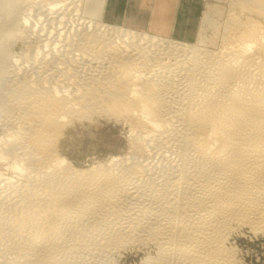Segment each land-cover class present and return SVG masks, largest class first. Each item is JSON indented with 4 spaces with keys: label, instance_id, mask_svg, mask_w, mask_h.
<instances>
[{
    "label": "bare ground",
    "instance_id": "1",
    "mask_svg": "<svg viewBox=\"0 0 264 264\" xmlns=\"http://www.w3.org/2000/svg\"><path fill=\"white\" fill-rule=\"evenodd\" d=\"M30 1L0 0V113L8 107L3 97L8 77L17 102L12 101L17 125L4 129L0 141V183L15 187L8 191L12 208L7 203L10 208L3 209L1 203L0 239L6 235L15 243L7 249L16 254L13 262L74 264L86 238L96 236V241L89 239L84 248L94 245L104 253L135 236L139 243L152 241L160 256H173L176 264H234L232 251L224 247L233 226L264 234V25L252 18H264V0H236L250 13L245 19L228 15L215 51L202 47L204 32L217 23L209 13L200 18L196 43L187 44L160 35L166 33L161 20L149 25L154 34L102 22L107 0H36L43 12L58 17L71 7L87 21L80 33L77 27L73 41L67 31H55L56 39L65 36L62 47L53 39L63 54L43 39L35 50L27 48L22 59L32 66L28 71L17 66L10 49L17 39L26 48L28 37L35 36L27 12L37 4L31 7ZM97 111L135 122L131 128L139 138L132 147L137 153L157 139L166 140L182 153L181 164L172 163L170 178L164 176L161 185L141 194L128 177L139 168L116 169L125 160L72 169L54 156L56 140L71 121ZM2 171L20 179L4 182ZM64 237L82 241L58 242Z\"/></svg>",
    "mask_w": 264,
    "mask_h": 264
},
{
    "label": "rangeland",
    "instance_id": "2",
    "mask_svg": "<svg viewBox=\"0 0 264 264\" xmlns=\"http://www.w3.org/2000/svg\"><path fill=\"white\" fill-rule=\"evenodd\" d=\"M141 1H146L145 4H147L146 6L148 8H150V11H151L152 5H153V0H150V2H149V0H141ZM33 2L36 3V0L29 2L31 7H32V4H34ZM235 2H236V0L235 1L234 0H180L179 2H178V0H160L161 5H165L170 9L174 8V6L177 7V5L180 9H182L179 13H167L169 16L166 19H164V18L161 19V26H163L162 27L163 29L165 28L166 33H163L160 35L166 37L167 39L173 40V41H181L182 43L195 44L196 40L198 38V29H199L198 27H199L200 18L202 17L203 13H209V14L213 15V19L217 23H215L214 28L208 29L204 32L203 37H204V41L205 40L206 41L204 43H202V47L206 50H213L214 49V51H215L220 46V43H221L220 40H221V37L223 35L222 34L223 28H224L223 26H224V23L227 21L226 19L229 18L228 15L233 13L232 15H237V16H240V17L245 19V17L249 15L247 13H250L248 11H242L240 9V7L235 4ZM138 3H139V5H138ZM232 3H234V4H232ZM36 4L37 5H33V8H32L33 10L30 8L31 9L30 12L29 11H28L29 13L27 12V14L30 15L29 16V19H30L29 24H31L32 27L35 28V36L28 37V39L26 40V41H28V43H27L28 46H26V48H25V46H22V44H21L22 40L19 41L20 39L19 40L17 39L14 41V46L11 47V49H10L11 55H13V57H15V60H17V59L19 60V61L17 60L18 61L17 66H19V67L24 62V60L22 59V55L26 54V49L31 48V49L35 50L34 47H36V46H34V45H37L38 41H41L42 39L48 41L50 43L49 44L50 46H51V44H52V46H55L56 50H58L59 52L60 51L62 52V48H61L62 46L60 44H61V41L64 40L65 36L63 37V39H62V37L60 38V39H62L61 41H60V39L57 38L58 41H60L59 42V45L61 46L60 47V46H58V43L56 44L54 42L55 40H57L54 37L55 31L56 32H59V31L63 32L65 30L62 33V35L67 31L66 33L69 34V35L67 34L69 36V39H72L71 41H73V39H76V37L72 38V36H75L77 34L78 29H79L78 32L80 33V31H81L80 25H82L84 22L87 21V19L84 16H82L81 13L77 14V13L72 12L71 11L72 9L70 10L71 7L70 8L65 7V9L67 8L68 11H70V12L64 11V9L61 8L63 10V11L60 10L62 13L60 14V11H59L60 16L58 15V17H56L57 16V15L55 16L56 13L54 14V13L43 12V10H41V8H40V5H38V2ZM127 4H128L127 7L129 6V9H131L130 13H140V0H130L129 3L127 2ZM105 8H106V5H105ZM119 8H121V5H118V9ZM120 11H121V9H120ZM71 12H72V14H70ZM32 14H33V16H32ZM75 14H77L78 16L76 15V17H75ZM48 15H50V16H48ZM144 18H146V20ZM153 18L154 17L151 16V13L150 14L147 13L143 18H140V19L138 18V23H136V25L133 24L132 26H126V27L134 29L135 31H138V32L140 31V32H148V33L154 34L155 32L152 30L153 29L152 26H149V24H151V25L153 24L152 20L155 19V18L154 19ZM252 18L264 25V18L254 16V15H252ZM101 20H102V22H105V23L107 22L105 13L102 15ZM63 22H65V23H63ZM195 22H196V24H194ZM34 23H35V27H34ZM107 23L112 24V25H116V24L110 23V22H107ZM52 24H55V25H52ZM154 24H156L158 26L160 23L157 21ZM119 26H125V25H119ZM39 27L42 29V32H41V29ZM77 27H78V29H77ZM193 27H195V28H193ZM218 27H221L220 30ZM156 28H158V27H156ZM190 28L193 32L190 30ZM45 29H46V31H45ZM43 30H44V32H46L45 34H44ZM216 30H219V32L218 31L215 32ZM36 31H38V32H36ZM47 31H49L50 33L52 32V34L47 33ZM188 31H191V32H188ZM36 33H37V35H36ZM46 36L47 37L49 36L48 37L49 39ZM50 37H52V38H50ZM213 37H215L217 39H215ZM45 38H47V39H45ZM53 39H55V40H53ZM58 41H56V42H58ZM211 41L212 42L214 41V44L211 43ZM142 43H145V42H142ZM150 44H151V42H150ZM142 45H144V44H142ZM57 46L60 48V50ZM46 49H48V48H45V50ZM152 49H154V48H151V50ZM42 50L44 51V49H42ZM46 52H47V50H46ZM71 52H72L71 53L72 55H73V53L76 54L75 50L73 52V50L71 49ZM62 54H63V52H62ZM30 62H32V61H30ZM78 64H79V62H78ZM23 65H24V67L27 68L26 63H24ZM36 65L34 64L33 67ZM78 66H79V68H83L82 64H79ZM21 67H23V66H21ZM30 67H32V66H28V68H29V70L27 68L28 71H30L32 69ZM37 67L38 66H36L34 68L38 69ZM154 68L155 67H153L151 71L156 72L157 67L155 69ZM9 69H11V68H9ZM157 69H159V68H157ZM157 72L160 73L161 70L159 69V71L157 70ZM152 73L150 72V74H152ZM80 74L82 75L81 77L83 79L88 77V74H85V71L80 73ZM153 75H155V74H152L150 76H153ZM160 75H161V73H160ZM9 80L11 81V79L8 77L7 83H6L7 84L6 88H8V89L5 90L6 93L4 92V94L7 95L8 98H7V96H4V94H3V97L4 98L6 97L8 99V100L6 98L4 99V100H6V106H8V107H6V109H5L6 111L1 112L3 115L0 113V141H1V139L5 138L6 132L4 131V129H6V128L9 129V128H11V126L15 127V125H17V122H16L17 119L14 118L15 115L13 114L14 113L13 110H15V108H16V105H14V104H17V102L15 103V100L12 97L14 94L13 89L15 87H13L14 84H9V83H13L12 81L8 82ZM52 80H50L49 83L54 84V81H52ZM10 86L13 87V89ZM9 90L12 91L13 94ZM8 91H9V93H7ZM7 101L8 102L10 101V102L8 103ZM12 101L14 102V104H12L13 103ZM10 104H12V106ZM7 109H8V111H7ZM10 110L12 112H10ZM9 112H10V114H9ZM88 117H86L85 120L84 119H79V120L75 119V120L71 121L70 124L66 125L62 129L60 136L56 140V144H55L56 146H54L55 147L54 156L64 159L66 161V163L72 169L79 171V170H87V169H90L92 167L94 168V167H98V166L108 167L109 163L112 162V159L114 161H120V160L124 161L125 160L126 163L118 162L116 169L121 170V168H128V169H133V168L138 169L139 168L137 170L138 172H136L138 175L134 174V176H136V177L132 176V174H131V176H128V177L132 178L131 179L132 183L131 182L130 183L133 186H136V189H138L137 191L141 194L142 192H145L148 188L154 187L153 186L154 184L155 185H161V183H163V179L165 177L170 178V175L172 173L171 169L173 168V166L174 165L179 166L181 164V160H182L181 154L182 153L177 151L178 149L176 148L177 147L176 145L170 144L172 142L166 141L164 139H163L164 143H163V141H160V139L158 142V139H157V140L151 142L150 144H148V146L146 145L144 152H143L145 155L143 153H137L134 150V147H135L134 144L138 143L137 138H139V136H138L139 134H138V131H134V129L132 130V128H134V123H135V122H133V120H131V121L125 120V119L124 120L123 119L117 120V118L115 116L113 117V115L107 114L105 112L100 113L99 111H97L96 114L90 115ZM7 121H8V123H7ZM127 121H129L130 124ZM6 123L8 124L9 127L5 126V125H7ZM14 123H16V124H14ZM3 127H5V128H3ZM131 131H133V132H131ZM134 137H136V138H134ZM135 139H136V141H135ZM133 142H134V144H133ZM132 146H134V147H132ZM147 147H149L148 148L149 150L147 149L148 153H146L147 151H145ZM132 150H134L136 153L133 152ZM152 150H154V151H152ZM135 154H138V156L137 155L135 156ZM149 154L151 157L149 156ZM139 158H141V159H139ZM134 162H136V163L133 164ZM177 162H178V164H177ZM172 163L173 164L175 163V164L171 167ZM152 166H154V167H152ZM196 166L197 165H193L192 167L198 168V166L197 167ZM141 167L145 169V170H143V173H144V171H148L149 173L143 174ZM192 167H190V168L194 169ZM191 169H190V171H191ZM139 170H141V171L139 172ZM2 173H3V177L5 179L9 178V180H11V181H13L15 178L16 179L18 178L16 176L14 178L8 176L9 173L5 172V171H2ZM139 173H141L142 175ZM167 173H169V174H167ZM139 176H141V177H139ZM33 177H34V175H33ZM16 179L14 181H16ZM18 179H20V178H18ZM5 181L8 182V179L4 180V182ZM21 183H22V181H20V184ZM0 185H1L0 186V197L2 196V199H0V205H1V203L6 204V207L3 205L4 206V208H3V206L1 205L0 208L2 207L3 209H6L8 204L10 207H11V205L13 206L14 201H12L13 199H11V201H12V203H11L9 197H12V195H10L9 192L11 193L12 189L14 190L15 187L9 186L12 188L10 190L9 187H6L7 185L5 186V185H3V183H0ZM7 188H9V189L7 190ZM140 190H141V192H140ZM7 192H8V194H6ZM5 195L7 197L9 195V197H8L9 202H7L8 198L5 197ZM1 200H2V202H1ZM3 201H5L6 203ZM8 209H6V210H8ZM233 231L231 233L232 235L230 234L226 238V240H225L226 242H224V244H225L224 247L227 250L230 249L232 251L234 264H264V234L262 236V233L260 234L259 232H257V233L253 232L247 226H235V227L233 226ZM136 233H137L136 234V236H137L139 232L137 231ZM2 235H4V234L2 233ZM5 237H7V236L4 235L5 240L3 239V237L1 238L2 240L0 239L1 240L0 241V243H1L0 244V253L4 255V256L2 255V257H1V254H0V264H7V263L8 264H13V263L15 264V262H13V261L16 260V258H15L16 254L14 255V253H11L12 252L11 250H10L11 252L8 251L9 250L8 247H10L11 245L14 246L15 243L11 244L10 242L11 241L13 242V240H11L10 237H8L11 240L9 242V239L8 238L6 239ZM95 237L96 236H94V238ZM122 237H123L122 239H124V241H125V238L127 239V237H125V236H122ZM138 237H139V235H138ZM72 238L71 237H69V239L65 238V240L63 239L64 241L61 240L58 242L62 243V242H67L69 240L67 243H71L73 240H75V239L72 240ZM76 238H78V237H76ZM94 238L92 236L91 239L86 238V241H84L85 238L80 237V240L83 239L84 242H82V243L84 244V247L85 246L87 247L88 245H90L88 243L92 242V244H93V241L94 240L96 241V239H94ZM12 239H13V237H12ZM66 239H68V240H66ZM89 239L91 240V242L87 243V241H90ZM92 239H93V241H92ZM133 239H134V241H132ZM132 240H131L132 242L129 241L130 243L129 242L123 243L125 245V246L123 244L121 245V246H123V248L121 246H119L120 248L117 246H115L116 248H114V246H112L111 249L112 248H114V249L110 250L109 252L99 253L98 249H92V248H94L93 247L94 245H91L92 247L89 246L87 248L89 250L86 251L87 249L83 247V244L82 245L78 244V243L81 244L82 240L80 242H78L76 239V242H78V243L76 244L75 241H73V242H75V245H79V248H78L79 250L81 248L82 249L80 251L78 250L79 252H76L77 250L75 251V256L73 257L74 258L73 261L75 262L74 264H151V263L152 264H176V259L173 256L172 257L170 255L168 257H167V255L160 256L159 251L157 250L155 245L152 243V241L139 243V242H136L135 236H133ZM17 241H19V240H16V243H18ZM14 242H15V239H14ZM111 242H115V244L118 243V242L116 243V241H111ZM86 243H87V245H85ZM127 243H129V244H127ZM115 244L113 243L112 245H115ZM21 245H22V243H20V245H18V246H21ZM5 247H6V249H5ZM115 249H117V250L115 251ZM94 250H96L98 253H96V251H95L92 253L93 255L90 254ZM89 254H90V256H89ZM13 255H14V257L12 258ZM102 255H104V256H102ZM106 256H107V258H106ZM57 258H60V257H57ZM164 258H166L167 260ZM29 259H31V257H29ZM173 259H175V261ZM4 262H6V263H4Z\"/></svg>",
    "mask_w": 264,
    "mask_h": 264
},
{
    "label": "crops",
    "instance_id": "3",
    "mask_svg": "<svg viewBox=\"0 0 264 264\" xmlns=\"http://www.w3.org/2000/svg\"><path fill=\"white\" fill-rule=\"evenodd\" d=\"M129 1L130 0H110L109 2V0H107L106 2V12L107 13H105L107 21H109L110 23H114L116 25L118 23H119L118 25H125L127 23L125 26H132V24L136 25V23H138V18L140 17L143 18L147 13L149 14L151 13V16L155 18V19L153 18L154 20H152L154 24L157 21L159 22L161 18L166 19L169 16L167 13H179L182 10L178 7V5L177 7L174 6V8L170 9L165 5H161L160 0L159 1L153 0L152 9L150 11V9L146 6L147 4H145L146 1L140 0V13H130L131 9H129V6L127 7L128 5L127 2L129 3ZM179 1L180 0H178V2ZM118 5H121V8L118 9ZM115 6H116V9H115ZM133 14H136V15H133ZM128 16L130 17L128 18Z\"/></svg>",
    "mask_w": 264,
    "mask_h": 264
}]
</instances>
